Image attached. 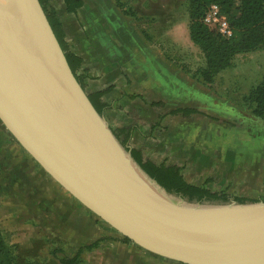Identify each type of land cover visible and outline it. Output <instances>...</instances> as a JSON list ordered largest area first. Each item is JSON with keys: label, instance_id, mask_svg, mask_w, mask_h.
<instances>
[{"label": "water", "instance_id": "1", "mask_svg": "<svg viewBox=\"0 0 264 264\" xmlns=\"http://www.w3.org/2000/svg\"><path fill=\"white\" fill-rule=\"evenodd\" d=\"M0 120L138 247L185 264H264V201L190 200L146 172L91 102L40 0H0Z\"/></svg>", "mask_w": 264, "mask_h": 264}, {"label": "rangeland", "instance_id": "2", "mask_svg": "<svg viewBox=\"0 0 264 264\" xmlns=\"http://www.w3.org/2000/svg\"><path fill=\"white\" fill-rule=\"evenodd\" d=\"M116 3L124 8L128 18V41L134 40L137 52L142 50L147 76L157 80L153 83L159 88L152 92L164 101L165 107L161 109L169 113L178 107H194L203 113L197 114L194 120L185 118V122L171 120L170 116L165 120L168 126L163 128L170 129L172 124H177L180 131L184 127L190 132H186V140L194 143L207 140L210 148L217 145L215 149L220 150L218 146L221 147L219 155L216 152L214 156L215 161L226 159L229 167L255 158L260 148L264 149V120L252 114L244 99L264 78V46L236 53L231 66L217 74L212 83H207L200 73L206 66V58L190 39L189 0H116ZM237 13L233 10L230 15ZM133 109L132 122L139 130H134L131 140L143 149L145 158L180 163L185 178L192 183L264 201V174L250 179L243 172L225 175L215 169L203 170L198 165V155L184 144H173L172 132L168 129L156 130L148 139L141 136L142 132L149 133V128L138 117V108ZM125 113L126 106L117 104L111 111H105L104 116L111 127H116ZM220 124L224 128L231 126V132L219 129ZM199 129L203 130L200 139L194 133ZM205 131H209L207 136ZM0 161V230L12 245L16 264H62L76 256L80 245L103 237L107 239L99 248L85 251L74 264H183L135 244L125 246L121 235L55 181L1 120ZM35 191L45 202V210L38 205L39 200L30 199L31 192Z\"/></svg>", "mask_w": 264, "mask_h": 264}, {"label": "crops", "instance_id": "3", "mask_svg": "<svg viewBox=\"0 0 264 264\" xmlns=\"http://www.w3.org/2000/svg\"><path fill=\"white\" fill-rule=\"evenodd\" d=\"M78 1H81L82 5L75 11L67 10L65 0H49V4L56 10L62 22L65 41L70 50L82 60L79 73L84 76L86 92L90 94L104 91L101 100L109 105L106 111H111L117 104L126 106V113L118 119L116 127L134 125V130H139L136 123L132 122L133 118H131V112L135 107L138 108L136 110L138 117H142L145 121V128L147 126L149 128L151 122L160 120V117L164 115L162 126H168L165 120L170 116L171 120L180 119L183 122H185V118L187 120L198 118L196 113L189 116L171 115L161 109L165 107L164 101L161 98H157L155 93L152 92L159 88L153 83L157 80L150 79L147 76L148 71L146 65L144 66L142 50L137 52L134 40L132 42L128 41V18L123 12L124 8H120L116 0ZM150 114H152L151 117H149ZM177 123L180 122L177 121ZM223 124H220L219 129H224L230 133L231 126L230 128H224ZM116 127H112V129ZM167 129L160 127L157 130L165 131ZM217 129L215 127V130ZM168 130L172 132L173 144H184L194 154L198 155V165L201 169L204 168L203 170L215 169L225 175L243 172L250 179H258L261 173L264 174L263 147L260 148L258 154L252 160L244 161L241 164H231L229 167V161L226 159L215 161L214 156H216V152L219 155L221 147L218 146L220 150H216L217 145L215 146L214 144L215 148H210L207 140V142L201 140L197 143L186 140L185 136L188 135L186 132H190L186 131L184 127L182 128L183 131H180L177 124L176 126L172 124ZM208 132L205 131L204 134L207 136ZM194 133H196L195 135L198 134L200 139L203 130L199 129V131H194ZM148 134L140 133L143 137ZM174 134L177 135L173 136ZM209 149H211V153L207 157L206 153H209ZM240 155L242 157L245 156L244 153H240ZM172 164L181 165L177 162ZM29 197L33 202L39 200L37 202L38 205L45 210V202L41 201L42 198L38 196L36 191L31 192ZM57 217L62 218L60 215H55V218ZM85 233L88 234L89 231H85ZM130 244L134 246L133 243H126L125 246Z\"/></svg>", "mask_w": 264, "mask_h": 264}, {"label": "trees", "instance_id": "4", "mask_svg": "<svg viewBox=\"0 0 264 264\" xmlns=\"http://www.w3.org/2000/svg\"><path fill=\"white\" fill-rule=\"evenodd\" d=\"M40 2L66 54L70 67L83 88L86 89L84 76L79 73L82 60L70 50L66 43L62 22L56 10L50 6L49 0H40ZM65 2L68 11H75L82 5V2L78 0H65ZM213 3L218 4L222 12L228 17L233 29V35L229 38L223 37L203 22L205 11ZM233 10L238 11V13L230 15V12ZM189 13L190 39L201 48L206 58V66L201 69L200 73L203 80L207 83H212L217 74L231 66L232 59L236 53L252 51L264 46V0H189ZM103 93L104 91H98L88 94L91 102L101 114H104L109 108V105L101 100ZM244 100L252 108V114L264 120V78L250 90ZM193 113L203 114L201 111L191 107H178L169 112L171 115L183 116H189ZM164 116H161L160 120L150 123V132L146 136V139L151 138V134L153 135V132L158 128H163L162 120ZM134 128V125L120 126L114 128L113 131L122 144L131 150L133 157L144 170L167 190L182 194L190 200L198 201L228 202L231 199L241 203L261 201L230 194L226 189L213 190L207 187V184L192 183L185 178L182 172V166L166 162H155L145 158L143 149L132 144L131 138ZM1 167L0 161V171ZM106 239L104 237L96 238L93 241L80 245L76 256L71 260L62 261V264H74L85 251L90 252L99 248L100 243ZM111 239L116 240L117 238L111 237ZM120 240L125 243H132L129 238L122 235ZM16 263L17 257L12 249V245L8 243L0 230V264Z\"/></svg>", "mask_w": 264, "mask_h": 264}, {"label": "built area", "instance_id": "5", "mask_svg": "<svg viewBox=\"0 0 264 264\" xmlns=\"http://www.w3.org/2000/svg\"><path fill=\"white\" fill-rule=\"evenodd\" d=\"M203 22L225 38H229L233 35V29L228 17L222 12L218 4L213 3L208 6L203 16Z\"/></svg>", "mask_w": 264, "mask_h": 264}]
</instances>
